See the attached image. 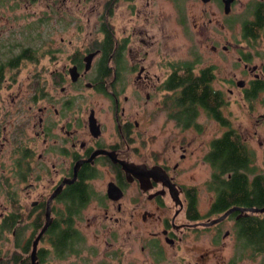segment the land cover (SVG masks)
<instances>
[{
	"label": "flooded vegetation",
	"instance_id": "flooded-vegetation-1",
	"mask_svg": "<svg viewBox=\"0 0 264 264\" xmlns=\"http://www.w3.org/2000/svg\"><path fill=\"white\" fill-rule=\"evenodd\" d=\"M158 1L0 0V157L12 151L14 181L0 264H264V143L261 168L224 115L240 100L264 105V0H163L193 41L165 65L148 62L176 31ZM200 77L212 114L181 93ZM201 115L222 132L200 187L189 134L201 135ZM228 133L251 152L233 164L250 206L230 200L232 171L211 165Z\"/></svg>",
	"mask_w": 264,
	"mask_h": 264
},
{
	"label": "rangeland",
	"instance_id": "rangeland-1",
	"mask_svg": "<svg viewBox=\"0 0 264 264\" xmlns=\"http://www.w3.org/2000/svg\"><path fill=\"white\" fill-rule=\"evenodd\" d=\"M185 7V5H184ZM155 10H162L163 16L165 17V13L169 15V23L171 25L176 26V31L173 32V36L169 37L168 40L166 37L162 38L160 45H154L149 49V56L150 60L148 62H153L157 65H165L169 62V60H185L189 57V53L192 51L193 41L190 38V35L186 32V24L184 27L180 24L177 25L174 20V11L173 8L169 5V3H164L163 0L157 2ZM157 19V18H155ZM152 19V23H154ZM156 28L158 29H166L165 25L162 23L157 22L155 24ZM154 27V26H153ZM152 27V28H153ZM156 31V30H155ZM160 35V33H158ZM158 40L160 37L155 36ZM201 54V61L203 59L213 60L218 62L219 56L209 54L203 51ZM166 55V58L164 57ZM233 58L232 55H227V65H230ZM201 64V63H200ZM236 92V90H234ZM224 115L229 118L231 122L232 128L236 130V132L241 136V139L246 141L249 146L255 151L256 153V163L262 168V151L258 146L259 142L264 143V105L260 103L259 100H254L252 103H244V101L240 100L238 103L230 104L227 106L226 110L224 111ZM205 117L203 115L199 118V123L204 125V129L201 132L200 136H197L196 133L193 131L189 134V138L194 137V142L191 145V150L196 149L195 155L199 158V164L194 167L192 170L193 179L196 185H202L209 177V170L207 165L204 164L203 158L207 154V147L211 140L217 138L221 135L222 130L217 126L215 122L212 120L205 121ZM193 135V136H192ZM10 150H6L2 157H0V215H5L6 213L11 211V203L6 196V185H10L13 183L12 177L10 175L9 168L11 166V154ZM30 182V180H29ZM26 181L21 182L18 185V191L20 192V200L21 203L29 204V200L24 197V189L27 187ZM100 183H97V188L100 187ZM205 188L202 187L200 192V201L202 203L205 202ZM9 234H4V240H10L8 238ZM2 240V239H0ZM232 241V240H231ZM243 264H256L253 258H249L247 254L244 255Z\"/></svg>",
	"mask_w": 264,
	"mask_h": 264
},
{
	"label": "trees",
	"instance_id": "trees-1",
	"mask_svg": "<svg viewBox=\"0 0 264 264\" xmlns=\"http://www.w3.org/2000/svg\"><path fill=\"white\" fill-rule=\"evenodd\" d=\"M205 80L203 77L194 78L184 82L182 86V95L185 98L188 107L199 105L205 110H208L211 114L216 111L217 106L213 103L211 99L205 95L203 91ZM192 109V108H190ZM218 117V114L214 116ZM219 119V118H218ZM212 153H211V165L217 168L222 173L232 171L231 180L226 181L227 189H231L232 196L230 200L233 203H239L244 205H249L256 203L255 200L252 202L248 199V194L245 191V178L243 175L237 174L233 168V164L237 161L244 163L246 165L248 160H251V152L246 147V144L241 141L240 137L232 136L231 133L224 135L223 138L217 139L211 143ZM222 182H225L222 180ZM253 195V194H252ZM256 197H261L259 196ZM228 198V203L230 202ZM248 233L254 236L253 229L249 230Z\"/></svg>",
	"mask_w": 264,
	"mask_h": 264
},
{
	"label": "water",
	"instance_id": "water-1",
	"mask_svg": "<svg viewBox=\"0 0 264 264\" xmlns=\"http://www.w3.org/2000/svg\"><path fill=\"white\" fill-rule=\"evenodd\" d=\"M251 211H253V210H251ZM256 211V210H255ZM260 211H264V210H260ZM231 212V211H230ZM225 217V215L222 217V218H224ZM47 225H48V217H47V224L44 226V228H43V230H42V232L45 230V228L47 227ZM41 232V233H42Z\"/></svg>",
	"mask_w": 264,
	"mask_h": 264
}]
</instances>
